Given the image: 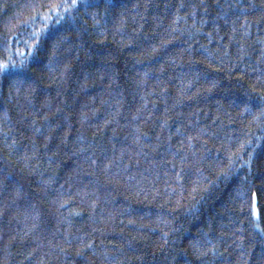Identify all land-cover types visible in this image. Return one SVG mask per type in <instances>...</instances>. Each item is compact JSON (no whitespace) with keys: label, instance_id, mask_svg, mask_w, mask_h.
Instances as JSON below:
<instances>
[{"label":"trees","instance_id":"1","mask_svg":"<svg viewBox=\"0 0 264 264\" xmlns=\"http://www.w3.org/2000/svg\"><path fill=\"white\" fill-rule=\"evenodd\" d=\"M0 264H264V0H0Z\"/></svg>","mask_w":264,"mask_h":264}]
</instances>
